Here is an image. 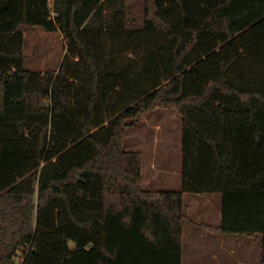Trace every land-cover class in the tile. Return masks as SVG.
I'll return each mask as SVG.
<instances>
[{
	"label": "trees",
	"instance_id": "obj_1",
	"mask_svg": "<svg viewBox=\"0 0 264 264\" xmlns=\"http://www.w3.org/2000/svg\"><path fill=\"white\" fill-rule=\"evenodd\" d=\"M128 15L0 0V264H183L186 193H220L204 229L262 235L264 264V0H143L138 30ZM22 25L62 33L59 70L25 68ZM128 38L136 73L116 55ZM158 109L183 119L180 190L145 189L124 148Z\"/></svg>",
	"mask_w": 264,
	"mask_h": 264
},
{
	"label": "rangeland",
	"instance_id": "obj_2",
	"mask_svg": "<svg viewBox=\"0 0 264 264\" xmlns=\"http://www.w3.org/2000/svg\"><path fill=\"white\" fill-rule=\"evenodd\" d=\"M142 10L143 0H129L128 29L143 27ZM20 29L25 38V68L34 72L59 70L67 54V41L62 33L48 32L39 26L22 25ZM127 43L129 45L119 39L115 44L118 63L134 67L136 73L142 69L141 50L139 44L135 45L129 38ZM107 44L109 47L112 43L108 40ZM182 128L183 119L176 110L158 109L141 115L137 128L127 132L125 150L139 151L143 155L145 189H181L182 179L177 175L182 173L183 165ZM202 196L214 198L210 216L203 212L202 199L186 200L188 220L190 216L193 222H188L185 228L183 264H262V235L249 238L204 229L205 224L216 225L222 196L220 193Z\"/></svg>",
	"mask_w": 264,
	"mask_h": 264
},
{
	"label": "crops",
	"instance_id": "obj_3",
	"mask_svg": "<svg viewBox=\"0 0 264 264\" xmlns=\"http://www.w3.org/2000/svg\"><path fill=\"white\" fill-rule=\"evenodd\" d=\"M21 28V27H20ZM177 176H179L180 177V179H182V173H179ZM177 178V177H176ZM202 195H209V194H193V193H186L185 194V196H184V199H185V205H186V207H187V205L189 204V203H187V201L186 200H193V199H195V200H199V199H202L203 200V203H204V208H203V212L205 213V215L206 216H210L209 215V213H210V211H211V209H212V202L214 201V198L213 197H203ZM187 196H191V197H189V199H188V197ZM211 199V200H210ZM215 201H216V199H215ZM191 209H189V211H190ZM221 219H222V213H221V210H220V208H219V214H218V218H217V221H216V225H215V227H218L220 224H221ZM193 222L192 221V219H191V217L189 216V220L186 222V224L188 223V222ZM186 224H185V226H184V233H185V228H186ZM208 225H211V224H208ZM212 226H214V225H212ZM186 242V241H185Z\"/></svg>",
	"mask_w": 264,
	"mask_h": 264
}]
</instances>
